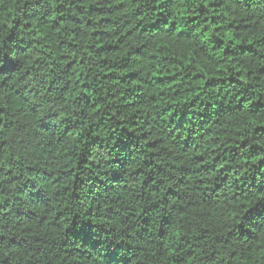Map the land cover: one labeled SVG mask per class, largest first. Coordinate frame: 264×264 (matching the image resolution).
I'll use <instances>...</instances> for the list:
<instances>
[{"label":"trees","instance_id":"obj_1","mask_svg":"<svg viewBox=\"0 0 264 264\" xmlns=\"http://www.w3.org/2000/svg\"><path fill=\"white\" fill-rule=\"evenodd\" d=\"M0 264H264V0H0Z\"/></svg>","mask_w":264,"mask_h":264}]
</instances>
